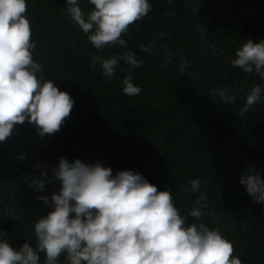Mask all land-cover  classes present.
Here are the masks:
<instances>
[{
    "label": "trees",
    "instance_id": "obj_1",
    "mask_svg": "<svg viewBox=\"0 0 264 264\" xmlns=\"http://www.w3.org/2000/svg\"><path fill=\"white\" fill-rule=\"evenodd\" d=\"M149 2L152 11L122 34L126 47L97 50L66 15V0H27L33 58L74 105L54 134L38 135L26 120L0 142V231L14 248L27 241L35 250L34 221L51 211L37 197L48 196L50 204L59 191L52 175L58 157L79 158L111 167L113 175L139 172L158 191L169 190L185 215L199 193L182 189L199 178L207 197L200 221L232 242L242 264H264V206L238 182L246 172L264 179V100L241 113L250 87L264 82L230 63L247 39L264 38V0ZM80 7L87 12L92 6L80 0ZM149 43L151 50L142 51ZM128 50L143 61L131 70L141 88L135 96L121 92L128 72L122 61L111 79L99 62L90 67L93 55ZM181 58L188 61L183 72ZM216 88H227L235 102L222 101ZM21 153L24 159L17 158ZM41 171L47 177L39 191L29 182ZM8 209L14 218L5 215ZM188 222L198 221L189 216ZM38 255L43 264L44 254Z\"/></svg>",
    "mask_w": 264,
    "mask_h": 264
},
{
    "label": "clouds",
    "instance_id": "obj_2",
    "mask_svg": "<svg viewBox=\"0 0 264 264\" xmlns=\"http://www.w3.org/2000/svg\"><path fill=\"white\" fill-rule=\"evenodd\" d=\"M87 3L92 7L85 12L80 0H66V15L97 50L126 47L122 34L152 11L149 0ZM26 12L27 0H0V142L26 120L36 127L38 135L54 134L74 105L67 91L58 90L51 79H45L42 64L33 58L36 41L31 38ZM140 47L148 52L151 43ZM121 61L128 65L121 92L138 95L141 88L133 83L131 70L143 61L135 52L128 50L107 58L93 55L90 67L99 62L101 74L111 79ZM230 63L264 82V38L247 39L235 50ZM187 64L181 58L178 71L183 72ZM212 91L225 103L236 100L227 88ZM262 100L264 85H252L241 113ZM17 158L25 157L21 153ZM57 160L52 175L60 182L59 191L52 193L50 204L48 196L37 197L51 211L34 221L35 250L27 241L14 248L0 231V264H41L38 253L44 254L43 264H242L233 254L232 242L219 229L200 221L207 197L200 192L199 178L190 179V188L182 189L199 193L185 215L175 206L169 190L158 191L139 172L117 170L113 175L111 167L100 162ZM46 177L44 171L39 177L33 174L29 186L42 191ZM238 182L254 202L264 206V179L259 172H246ZM5 215L14 218L12 209ZM189 216L198 222H188Z\"/></svg>",
    "mask_w": 264,
    "mask_h": 264
}]
</instances>
